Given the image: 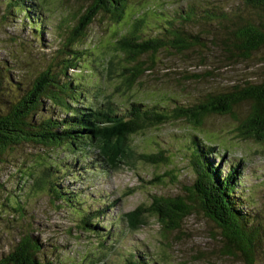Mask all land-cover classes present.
Wrapping results in <instances>:
<instances>
[{"label":"rangeland","instance_id":"rangeland-1","mask_svg":"<svg viewBox=\"0 0 264 264\" xmlns=\"http://www.w3.org/2000/svg\"><path fill=\"white\" fill-rule=\"evenodd\" d=\"M8 1L14 0H0V64L15 69V83L0 89V95L4 101H13L41 72L49 67L59 69L65 55L59 52L74 25L72 17L86 3L23 0L31 25L42 29L35 38V32L22 22L24 16H14L7 8ZM126 5V18L123 13L114 23L107 15H98L82 43L73 45L84 52L81 62L88 64V70L80 67L68 72L74 80L81 77L85 85L86 95L80 96L78 107L114 108L124 114L136 101L171 114L174 108L188 107L206 94L230 93L264 77V47L241 59L229 58L220 46L228 30L260 21L259 14L241 0H126ZM135 19L141 20L142 40L170 36L163 28V21L170 20L180 30L202 36L205 47L184 53L163 49L142 57L141 62L153 71L126 88L121 70L107 75L106 62L111 56L117 67L126 65L121 55L113 54L114 33H124L127 23ZM192 75L197 79L185 78ZM250 108L251 103L243 102L234 108V116L207 115L197 128L186 121L170 120L145 129L129 138V157L122 156L115 165L104 162L96 142L76 150L21 144L4 152L0 156V259L12 250L23 231H30L41 243L40 257L53 264H126L131 257L143 264H264V143L243 140L235 130ZM57 114L43 110L42 116L62 118ZM193 137L204 146L201 155H209L206 158L220 177L233 175L234 183L238 182L234 196L259 225L250 263L239 249H224L220 229L198 208L174 231L163 230L150 215L134 230L127 225V215L137 207H147L153 196L185 197L195 182L190 163ZM158 152L168 163L152 165L140 158ZM40 157L47 160L49 177L59 191L67 190L71 199L77 197L81 205L75 208L80 215L95 216L90 219L91 233L78 226L80 216L71 210L74 207L35 187L43 165ZM29 170L34 177L26 176Z\"/></svg>","mask_w":264,"mask_h":264},{"label":"trees","instance_id":"trees-1","mask_svg":"<svg viewBox=\"0 0 264 264\" xmlns=\"http://www.w3.org/2000/svg\"><path fill=\"white\" fill-rule=\"evenodd\" d=\"M83 1L86 6L78 16L72 17L75 19L74 25L64 42L63 50L59 52L65 54L60 60L59 69L51 71L49 67L41 72L32 81L28 90H21L22 94L18 99L4 101L1 98L3 95H0V156L21 144H32L48 149L65 147L76 150L89 142H96L97 150L104 162L115 165L121 163L122 156L129 157V150L126 147L129 138L145 129L161 126L170 120L186 121L191 127L197 128L207 115L234 116V108L243 102L251 103V108L243 120L237 119L238 126L235 129L237 136L243 140L264 143V77L259 83L246 84L230 93L206 94L201 101L188 107L174 108L171 114L160 113L155 107H145L136 101L130 103L124 114H118V110L114 108L101 111L86 109L84 105L78 107L82 102H79L80 96L86 95L83 91L85 85L81 77L74 80V76L68 72L80 67L88 70V64L81 62L84 52L73 45L82 43L87 29L98 15H107L114 23L119 21L123 13V18L127 17L126 0ZM241 1L259 14L260 21L258 24L247 22L238 29L228 30L225 38L220 39V46L225 49L229 58L248 59L254 52L264 47V0ZM6 5L8 9L14 11V16L19 14L24 16L22 22L35 32L37 38L36 35L42 29L39 25H31L32 22L27 17L28 11L24 7L25 2L14 0L8 1ZM205 18L209 19L208 16ZM140 21L135 19L127 23L128 29L118 36L114 33L116 37L113 41V54L121 55L126 65L117 67L118 62L111 56L106 62L107 75L121 70L120 75L126 88H131L143 75L151 74L153 71L152 66H146L144 61L141 62L142 57L153 56L163 49L184 53L197 47H205L202 36L180 30L170 20L163 21L166 25L163 26L164 31L170 36L142 40L139 35ZM14 70L0 64V89L15 83L12 75ZM185 78L197 79V75ZM72 83L73 88L70 87ZM46 102L48 105L44 109L43 104ZM43 110L45 113L57 112L63 116L60 119L42 116ZM191 145L190 163L195 174V182L187 190L185 197L153 196L147 207H137L127 215L129 219L127 225L134 230L143 223L145 215H150L157 219L163 230L174 231L190 216L194 208H198L204 217L220 229L224 249L227 252L239 249L250 263L253 254L252 242L258 237L259 225L241 209L242 204L234 196L238 182L234 183L235 178L231 173L220 177L217 168L212 167L206 158L209 155H201L204 146L200 145L196 137L191 140ZM46 156L48 157L47 154ZM140 158L152 165L168 163V158L162 152L141 155ZM40 160L43 165L40 176L36 177L34 182L35 187L39 191L51 193L53 198L61 203H68L69 207H74L71 210L80 216L78 226L82 231L91 233L93 225L90 219H95V216L80 215L75 208L81 205L77 197L71 199L67 196L69 194L67 190L59 191V185L49 177V167L45 165L47 160L42 157ZM25 174L27 177H34L30 170ZM155 179L156 182H161L157 177ZM41 253V243L34 233L23 231L12 250L0 259V264H53L42 259ZM44 255L43 253L42 256ZM126 264L143 263L131 257Z\"/></svg>","mask_w":264,"mask_h":264}]
</instances>
